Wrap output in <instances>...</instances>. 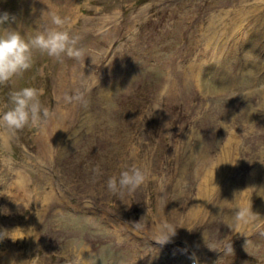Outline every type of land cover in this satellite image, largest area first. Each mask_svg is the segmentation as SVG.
Wrapping results in <instances>:
<instances>
[{"label":"rangeland","instance_id":"1","mask_svg":"<svg viewBox=\"0 0 264 264\" xmlns=\"http://www.w3.org/2000/svg\"><path fill=\"white\" fill-rule=\"evenodd\" d=\"M114 11L116 21L104 26L101 19ZM2 12L14 15L12 26L28 36L35 34L43 13L45 18L49 12L66 18L85 54L60 62L36 51L30 70L0 85V111L10 91L27 86L44 90L40 99L49 111L39 127L12 133L0 126V232L23 237L0 240V261L20 256L17 264H70L72 243L80 241L89 249L84 258L92 254L90 264H188L191 257L202 264L213 259L216 264H264V204L261 201L257 209L258 198L244 193L250 182L264 195V152L263 166L250 178L257 162L242 156L235 172L226 170L230 164L223 157L219 167L208 163L196 173L200 142L216 158L221 148H229L224 145L232 124L224 127L229 122L213 118L212 107L221 103L231 111L239 109L248 88L228 84L210 97L214 93L188 74L196 62L205 70L202 77L214 78L207 66L208 59L215 62L211 51L206 63L195 54L207 43L227 61L225 71H215V78L232 74L234 64H240L241 72L264 76V0H0ZM39 23L42 27L44 21ZM259 40L262 45L254 46ZM115 84L114 93L102 94L103 88ZM165 84L173 85V90ZM73 99L76 118L70 114L66 119L73 128L66 126L62 141L51 154L40 157L41 128L59 103ZM256 117L261 128L237 120L242 124L236 138L241 147L257 142L264 149V108ZM5 131L10 132L7 140ZM141 163L150 166L143 185L120 194L107 190L109 176ZM97 165L104 175L94 183ZM15 182L30 184L25 198L7 186ZM232 185L243 190L238 192L242 216L221 207ZM200 186L202 195L209 194L201 207ZM52 190L60 197L58 202L44 201ZM213 201L215 206L208 207ZM194 204L196 219L180 220ZM166 214L171 228H177L171 240L193 238L192 251L145 236ZM127 226L137 233L128 232ZM228 243L233 251L225 253L222 248Z\"/></svg>","mask_w":264,"mask_h":264},{"label":"bare ground","instance_id":"2","mask_svg":"<svg viewBox=\"0 0 264 264\" xmlns=\"http://www.w3.org/2000/svg\"><path fill=\"white\" fill-rule=\"evenodd\" d=\"M116 19H117V11H114L112 13L106 14V16L103 17L101 20H102V24L105 23L104 24V26H105L109 23L116 21ZM205 44L206 45L204 46V48L201 49V51H199V52L197 51L195 54L197 55L198 59L204 60L206 63L207 62V57H206L207 51L208 50L211 51L213 57L215 58V62L212 63L211 60L208 59V65L207 66L210 69V72L213 74L214 78H211L212 81H210L208 79H205V77H202V76H204L203 72H205V70L202 71L200 64L194 62L193 65L192 64L190 65L191 70L188 73L189 76L191 78H193L194 82L198 86L206 89V92L211 93V94L214 93V95H212L210 97L217 96L216 95L217 92L225 89L228 86V84L237 85L238 87L236 89L239 88V90L241 88H244V87H245V89L248 88V91H247L248 93L245 95L243 102H242L243 105L239 109L233 108V110L231 111L229 109V107L228 108L222 107L221 103L217 106V108L215 106L212 107L211 116L213 118L224 119L225 121L229 122L228 124L224 125V127L232 124V127H233L232 129L229 130V127L227 128V132H228V135L226 137L227 143L224 145V146L229 145V148L228 149L221 148L220 151L217 153V158H216L215 155H212L210 153L211 149L209 148V150H207V147L204 144L201 145V142H200L198 145V150H197L200 160H199V165H198V169H197L196 173L200 174L202 169L204 167H206L208 165V163L212 164L213 167L214 166L219 167L221 165V161H222L223 157H225V161H227V162L231 161V162L235 163L237 160V162L235 164L228 162V164H230V167H226V170L230 171L231 173L235 172L237 167L239 166V164L242 161L240 158L242 156V159L257 162V163H254V165L256 167H254L253 170L249 171L248 178H250L251 174H254L255 172H257L259 170L257 168L258 166H260V167L263 166V162H260V161L263 160L264 149L259 148L257 142H256L257 145L253 144L251 146V144H250L249 148L241 147V144L239 145L237 143L236 138L238 136H240V134H241L240 128L242 127V124L237 120H244L245 119L244 125L250 126L252 129L261 128L259 126V123H258L259 118L256 116H258V114L261 113V111L264 108V100H263V97H264V76H263V74H261L260 76L258 74L254 75L253 74L254 71H252V70H248L245 73L241 72V71H239V69L241 70L240 64L239 65L234 64L232 66V74H225L224 73L222 76L215 78V71H225L224 67H225L227 61L225 59H221L215 51L211 50L208 47L207 43H205ZM260 45H262V42L260 40H259V42H256L254 44V46H257V47ZM106 51H107V49L105 50V52ZM202 51H203V53L200 55V53ZM191 63H193V62H191ZM259 65H260V62H259ZM249 68L253 69L252 66H249ZM200 75H201V77H200ZM171 80H172V78L170 77V81ZM207 80H208V82H206ZM165 88L172 91L173 85L165 84ZM115 90H116V84L114 86L108 85L102 89V94L103 95H109L110 92L114 93ZM74 103H75L74 99L69 101V102L66 101L65 103H59L56 106V111L52 114L50 121L47 122L43 128H41L40 132L42 134L41 135L42 146H39L38 150H37V153L40 157H46L50 152H52L53 149H55L56 144L60 143L62 141V139L65 135V132H66V126L70 125V124H67L66 119L68 118V116L70 114H74V116L76 118V113H77L78 108L75 111L73 110L72 107H73ZM235 111H236V114H235ZM250 119L256 120V123H252L250 121ZM57 120H58V124H59L58 130L53 128V123ZM64 120H65V122H63ZM65 123H66V125H65ZM49 126H50V129L47 128ZM69 127L73 128L72 125H70ZM47 130L52 132L50 140L47 138ZM9 136H10V132L5 131L4 132V139L7 140L9 138ZM49 143L51 145L53 143V145L51 146ZM238 145H239V149H238ZM253 148L255 149V151H253ZM216 161H217V163H216ZM246 163H247V161L245 162V164ZM225 165H227V164H225ZM21 167L22 166H20V168H19V170H20V172L18 171L19 173H21ZM215 167H214V169H215ZM213 172L215 173V170ZM210 173H212V170L209 171L208 175ZM219 176H221V175H219ZM182 180H183V177H181V180L179 181L180 185H181ZM17 182H19V181H17ZM17 182L12 183V184L10 183L7 186L9 188H15L17 195H19L22 198H25L28 194L27 190L30 189V184L27 183L25 185H21L20 183L16 184ZM231 182H232V180H229V183H231ZM229 183H228V185H229ZM14 184H16V185L13 186ZM215 184L216 183L213 184V188L211 189V194L214 191ZM229 187H230V193L224 199V201L222 203L223 205L221 207L225 208V210H227L228 213H233V216H234L238 212V209H240L239 205L241 204V202H240L241 200L239 197H240L241 193L243 192V190L242 191L239 190L240 187H237L236 185H232ZM222 188H224V186ZM245 188H246V190H244L245 191L244 193L247 195V197L249 194H254V198H256V199L258 198L257 199V207H256L257 209L261 205V201H263V204H264V195H263V189L262 188H260V190H259V188L257 190H256V188L252 189V187H250V182H247V186ZM162 190H163V188L160 187L159 193L157 196L158 202H161L162 196H160V195H161ZM239 191H241V193H238ZM54 193L55 192L53 190L47 191V193L43 197L44 201H47V202L49 201L50 203L58 202L60 197L57 198V195H54ZM179 195H180V193L179 194L176 193V197H178V200H179ZM184 196H185V194H182L183 198H184ZM208 196H209V194L205 193V192H203V195H202L201 186H200V197L198 196V201H199L200 207H201V204H205ZM62 197L65 198L67 196L65 193H63ZM197 206H198V204L191 205L186 217H184V214H183V215H181L180 220H183V222H184V221H187V219L190 217L195 220L196 218L194 215H196L195 210H196ZM207 206L210 208H213L215 206V202L214 201L209 202L207 204ZM200 207H199V210H200ZM207 211L209 212V210H207ZM219 211H220V209H219ZM178 214H179V210H178ZM207 218H208V213L206 212L202 215V219L205 220ZM161 220H163V221L160 224ZM233 222H234V219H233L232 223ZM167 224H168V227H172L167 220V214L161 215V219L160 220L156 219L154 221V223L151 225V229L146 230L145 234L154 236L155 238H160L164 234V230L166 229L165 225H167ZM160 225H162L163 230L160 228ZM182 226H186V225L183 224ZM185 229H186V227L183 230H185ZM205 232H204V234H205ZM198 238L201 241V240H203L204 235H201ZM194 243H195V240L193 238H190V239L188 238V244H189V245H187L188 251H192L194 249V247H193ZM85 254H87V255L89 254L87 250H85L83 252V256ZM20 259H21V257H19V259L12 258L7 263L17 264V263H19Z\"/></svg>","mask_w":264,"mask_h":264},{"label":"clouds","instance_id":"3","mask_svg":"<svg viewBox=\"0 0 264 264\" xmlns=\"http://www.w3.org/2000/svg\"><path fill=\"white\" fill-rule=\"evenodd\" d=\"M15 20L16 17L8 12L0 13V85L7 84L13 77L30 70L34 64L36 51L60 62H63L65 57L79 60L84 56L85 49L79 46L80 37L72 32L71 24L67 22L66 18L54 12H49L45 18L43 13L37 21L38 27L35 34L30 36L12 26ZM41 20L44 21L42 27L39 23ZM43 94L44 90L35 86L10 91L4 104V110L0 111V126L12 133L25 127H39L49 117V111L40 99ZM103 175L102 169L97 165L93 168L92 181L94 183L99 181ZM149 175L150 166L148 163L124 167L118 174L107 178L106 187L108 191L114 194H120L124 191L134 192L145 183ZM243 212L244 209H238L241 216ZM176 229L167 227L165 234L160 239L155 240L160 244L168 243L175 236ZM3 233L0 232V240L5 237H10L13 240L23 238H13ZM71 248L70 264H90L93 258L92 254L89 259L84 258L83 252L89 249L82 242L74 241ZM222 249L225 253L233 251L231 243ZM193 264H199L196 257H193Z\"/></svg>","mask_w":264,"mask_h":264}]
</instances>
